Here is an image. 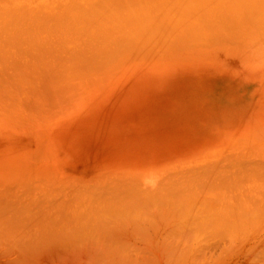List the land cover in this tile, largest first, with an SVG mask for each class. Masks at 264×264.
<instances>
[{"label":"bare ground","instance_id":"1","mask_svg":"<svg viewBox=\"0 0 264 264\" xmlns=\"http://www.w3.org/2000/svg\"><path fill=\"white\" fill-rule=\"evenodd\" d=\"M100 1L0 0V135L128 70L264 71V0ZM263 126L148 171L9 162L0 264H264Z\"/></svg>","mask_w":264,"mask_h":264},{"label":"rangeland","instance_id":"2","mask_svg":"<svg viewBox=\"0 0 264 264\" xmlns=\"http://www.w3.org/2000/svg\"><path fill=\"white\" fill-rule=\"evenodd\" d=\"M100 2L107 7L114 3L118 13L131 7L133 0ZM260 45L264 47V40ZM197 66V70L191 66L128 70L64 109L32 121V128L5 130L6 135H0V174L16 162L20 169H32L35 161H41L38 167L48 166L46 160H53L51 169L57 166L53 169L81 178L148 171L197 157L231 136L264 125L261 67L248 68L255 70L247 75L246 68ZM35 156L46 164L34 161Z\"/></svg>","mask_w":264,"mask_h":264}]
</instances>
